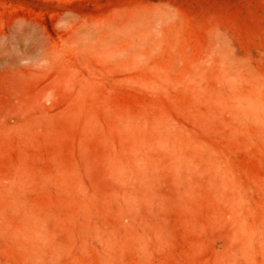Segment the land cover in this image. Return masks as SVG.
I'll use <instances>...</instances> for the list:
<instances>
[{
    "label": "rangeland",
    "instance_id": "374dc122",
    "mask_svg": "<svg viewBox=\"0 0 264 264\" xmlns=\"http://www.w3.org/2000/svg\"><path fill=\"white\" fill-rule=\"evenodd\" d=\"M0 264H264V0H0Z\"/></svg>",
    "mask_w": 264,
    "mask_h": 264
}]
</instances>
